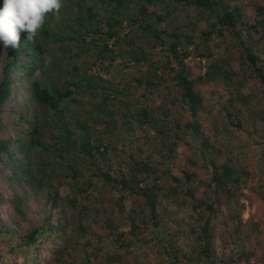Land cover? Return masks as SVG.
<instances>
[{
  "label": "trees",
  "instance_id": "obj_1",
  "mask_svg": "<svg viewBox=\"0 0 264 264\" xmlns=\"http://www.w3.org/2000/svg\"><path fill=\"white\" fill-rule=\"evenodd\" d=\"M98 1L103 10L109 12L104 22L108 30L101 32L98 26L92 30L87 18L79 17V24L83 28L81 35L93 36L97 33V36L100 34L97 39H102L103 36L113 39V46L125 45V50L118 48L116 51L113 46L108 47V44L98 45L99 57L108 59L109 63L121 58L123 66L129 67L131 62L126 61L129 57L132 63H144L148 70L158 75L156 82L146 76L137 78L136 85L144 87V90H139V94L124 95L122 90L114 91L116 94H122L125 102L133 104L128 113L123 109V103H119L120 108L124 110L119 111L123 124L117 125L114 122L118 116L116 113L112 114L113 118L109 122L113 123L114 127L118 126V130L124 135L127 132L136 137L134 144L128 143L133 151L126 158V168L116 169V165L110 163L107 152L112 146L95 143L86 123L78 124V128L83 132L82 140L77 142V139L72 137V130L65 126L64 111L58 106L70 97V90H60L54 84L45 86L40 83L41 78H33L36 71L43 75L50 74L49 65L45 63L43 55L45 46L55 42L57 36L47 24L39 31L34 44L27 42L26 33H21L20 47L5 49L0 78V114L10 101L14 72L20 71L22 75L29 73L27 77L30 76L32 81L28 88L34 116L26 120L31 128L28 131L31 136L37 135L39 121L36 118L39 111L45 109L50 127L64 132L65 140L58 143V148L52 152L53 156L61 157L65 177L70 178L75 186L76 196L68 200L70 208L80 206L81 210H85L87 206L82 204L88 198L89 189L100 186L99 197L93 196V202L99 208H91L93 217L90 220L95 224L96 217L104 215V221L99 224L101 231H95L89 241L91 251L96 258L99 257L100 264H133L135 245L148 248L145 254L149 264H264V230H259V224L252 220L243 223L240 218L244 209L240 200L249 199V196L243 194L241 186L248 179L249 172H244L247 162L244 154L240 152L239 144L234 146L235 140L231 138L233 130L230 125L224 123L221 116L213 114V107L218 105L220 94L212 92L215 100L205 106L204 97L193 88L194 80L188 78L187 69L183 67L188 53L181 51L182 45L192 42L191 33L181 29L184 24L179 23V27L176 26L169 32L155 27L171 16L175 8L171 3H187L194 6L196 15L214 17L201 35L206 38L214 37L220 46L215 55L200 54L197 58L200 61V57H204L208 61L213 57L212 62H207L202 76L197 78L211 85H224L230 93L229 109L233 108L230 105L233 102L247 104L253 116L264 124V103L253 94L249 97L242 96L240 88L243 82L237 76L232 79L227 66L239 50V56L243 59L242 65L247 69L245 77L256 80L264 89V62L249 44L259 29L264 32V18L259 15L264 12V4L255 7L256 15L248 19L238 5L225 0H169L164 4L161 2L166 11L164 14L149 10L150 6H155L161 0ZM2 3L3 0H0V6ZM136 4L139 5L137 16L127 17L125 14L128 6ZM87 12L91 21L97 17L91 9ZM114 14L117 17H125L131 25H136L139 33L135 37H145L147 45L150 48L157 47L159 54L163 56L150 62L151 55L148 58V54L135 42V37L131 36L128 40L117 35L113 28L122 22V18H114ZM99 23H103V20L100 19ZM91 40L90 43H95V40ZM260 43L263 45L262 41ZM189 51L191 53V50ZM24 59L26 65L22 64ZM172 59L174 67L170 64ZM160 69L163 74H160ZM74 72H80V68L73 66L70 72L67 71L71 77ZM90 77L79 73L78 78H72L68 84L79 89L83 82L90 85ZM160 87L163 89L161 95H153L156 90L160 92ZM150 88L154 92L149 90ZM240 111L241 109L238 113ZM224 112L227 117H232L231 112ZM18 122L23 123V118H18ZM125 124L128 125L127 129ZM53 139L50 143L55 145ZM41 145L43 146V143L35 137H30L27 141L20 138L14 140L13 144L8 138L0 137V164L3 167L0 174L5 183L10 186L27 183L36 187V192H45L46 202L50 204V212L44 222L31 225L26 233L18 235V239L14 238V232L9 229L0 231L1 239L6 242L5 251H0V264H10L14 250L21 246L29 249L31 257L28 260L32 264L73 263L69 248L64 244L65 239L61 235L65 230V223H61L59 218L49 222L53 216H60L64 211L59 190L51 183L52 178L57 175L53 164L42 165L39 161H34L32 150ZM115 147H112L114 152L117 149ZM15 150L23 153L18 160ZM37 166H41V169ZM4 171L7 176L3 175ZM201 172L205 173L204 178L200 176ZM83 173L88 176L86 179L83 178ZM46 175L50 179H45ZM163 176L165 180L161 182ZM261 183L264 187V179ZM69 186L73 190L72 184ZM113 191H116V196H111ZM1 198L0 196V202ZM14 202L18 205L21 203L18 198ZM110 202L115 204V210L124 215L119 220H114L108 215L105 208ZM226 207L233 208L225 213L223 209ZM163 210L172 213L171 222L175 226L169 231L161 219ZM175 210H184L189 215L180 216L179 220H175ZM14 211L24 218L25 214L21 208L14 207ZM123 225L127 230L119 231V227ZM79 228L83 229L81 223ZM50 236L54 238L52 246L49 252H45L42 241ZM218 237L224 246L230 249L226 254L227 260L223 254L216 255L215 239ZM237 241L240 245L237 247L238 252H234ZM105 242H109L117 250L108 252L102 247ZM155 251L158 254L152 257ZM230 253L237 254L236 260L232 259ZM82 264H91L89 256Z\"/></svg>",
  "mask_w": 264,
  "mask_h": 264
},
{
  "label": "rangeland",
  "instance_id": "obj_2",
  "mask_svg": "<svg viewBox=\"0 0 264 264\" xmlns=\"http://www.w3.org/2000/svg\"><path fill=\"white\" fill-rule=\"evenodd\" d=\"M169 0L158 1L155 6H150L149 10L156 12L157 14H164V5L161 2L166 3ZM228 3H234L238 5L246 18L250 19L255 14V7L260 4H264V0H225ZM175 6L171 16L166 18L163 22L158 23L155 27L159 30L169 32L178 26L179 23H183L184 26L181 29L185 32L191 33L192 42L189 45L183 44L182 50L184 53H188L184 60L183 67L187 69V76L189 79L194 80L193 88L196 92L202 94L205 100V106L208 102H213L214 94L212 92L216 91L220 94L218 105L213 107V114L217 117L221 116L224 123L229 124L233 130L231 138L235 140L234 146L239 144L240 152L244 154L245 160L247 162L244 172H249L248 179L241 186L242 192L245 196H249V199L242 198L240 201L244 204V209L240 213V218L242 222H248L252 220L255 224H259V230L263 232L264 230V187L261 181L264 179V124L253 116L251 109H249L247 104H238L233 102L230 104L233 108L228 107V98L230 93L221 83H216V85H211L198 80L197 77L202 76L207 66V62H212L213 57L207 61L206 58L200 57V61L197 58L200 54L205 55H215L219 42L214 38H206L201 34L206 31L207 27L212 23L214 17H206L204 14H195L194 6L189 4H178ZM147 6V3L144 2ZM139 5H129L126 16L132 18L134 15L137 16ZM167 7V6H166ZM91 9L92 12L97 17L91 21L88 17V10ZM107 12V13H106ZM109 14L107 10H103L102 5L98 0H63V7L59 13L60 19L57 20L55 14L50 13L46 19L45 24L48 25L52 31L56 33L55 42L49 43V46H45V52L43 59L45 57L50 58L48 63L50 74H40L38 71L33 73V78H41L40 83L45 86L54 84L59 87L60 90L68 89L71 91L70 97L65 101L58 104L59 109L64 111L65 126L72 130V137L80 142L83 132L78 128V124L86 123L87 129L91 130V135L95 143H101L104 146H116V152L111 148H108V158L110 157V163L116 165V169L124 170L126 167V158L133 149L128 144L129 142L134 144L136 137L133 135H124L118 130V126L114 127L113 123H109L112 120V114L116 113L118 116L115 118V123L123 124V119L119 115V111H124L129 113V110L133 108V104L130 102H125V97L122 94H116L114 91L122 90L124 95L136 93L139 94V90H144V87L136 85V79L140 77H149L153 82L158 80V75L148 70L147 65L144 63H132L129 57L126 61L131 62V66H123L122 59H115L113 62L109 63L108 59L100 58L98 55L100 44H108V47L113 46V39H108L103 36L102 39H97L100 34L97 33L89 36L81 35L83 28L79 24V17H86L90 29H96L98 26L101 32H107L108 27L104 23L105 16ZM264 14V12H263ZM263 14H259L264 18ZM111 15V13H110ZM114 18L121 19L122 22L113 28L117 35L124 37L129 40V38L135 37L139 30L136 25H131L125 17H117L114 14ZM102 19L103 23H99ZM44 24V25H45ZM240 25H238L239 27ZM76 28L75 30L72 29ZM128 34V36H126ZM81 35V36H80ZM73 37V39H68ZM96 38V39H94ZM145 37H135V42L138 43L146 54L150 56V62L158 60V58L163 56L159 54V49L150 48ZM63 39V40H62ZM95 43H90L92 40ZM48 40V39H47ZM46 40V41H47ZM263 42V45L260 43ZM98 42V43H97ZM251 48L256 52L259 59L264 62V32L259 29L258 33L253 37V40L249 42ZM114 51L118 48L126 49L125 45L120 47L113 46ZM191 50V53L190 51ZM5 49L0 43V78L2 77L1 70L5 58ZM239 50L237 51V56L231 59L228 63V68L230 70V77L233 79L237 78L243 82L240 88L242 96L249 97L251 94L258 96L260 101L264 103V89L258 84V82L252 78L245 77L247 75V69L242 65V58L239 56ZM121 59V60H120ZM242 59V60H241ZM200 62V63H199ZM26 65V59L22 62ZM171 67L175 66L174 60L170 61ZM73 66H78L80 72H74V76L68 75L67 71L70 72ZM264 66V65H263ZM79 73H85L90 77V85L83 82V85L79 89L78 87H71L68 83L73 79L78 78ZM29 73L22 75V72L15 71L13 74L14 83L11 88L10 101L3 107L0 114V137L8 138L11 143L14 140H19L20 138H25L26 141L30 137L38 138L43 143V146H38L33 148L32 155L34 156V161L40 162V164H53L55 174L61 175L58 179L57 175L52 178V186L57 187L59 190V196L61 197L62 209L64 211L60 216H53L49 222H53L59 218L61 223H65V230L62 232L64 244L69 248V256L73 258L72 264H82L86 261L89 256L91 264H100L99 257H95L92 253V247L90 244V237H92L95 231H99L104 221L103 216H97V222L93 224V217L91 208H99L95 205L93 196H98L100 192V186H95L89 189L87 193V199L84 201L82 206H87L85 210H81L80 206H72L70 208V199L76 196L75 186L70 178L65 177V172L61 164L63 160L61 157L53 156V150L58 148V143L65 140V134L61 129H53L50 127L48 114L45 109L39 111L38 119L39 129L37 135L31 136L29 134L30 125L26 123V120L32 118L34 115L33 104L30 100V91L28 86L31 84V77L28 76ZM160 74H163L162 69H160ZM237 76V77H234ZM260 86V87H259ZM152 92L154 90L150 88ZM160 92L157 90L154 92L160 94L162 92V87H160ZM73 91V92H72ZM212 99V101H211ZM119 103H123L122 108ZM221 104L223 107H221ZM229 105V106H230ZM241 111L238 113V111ZM224 110L231 112L232 117H227ZM235 110V111H232ZM23 118V123L18 122V118ZM45 117V119H44ZM64 123V120H62ZM128 125L125 124V129ZM123 129V130H125ZM139 133V132H138ZM138 137V135H137ZM54 138V139H53ZM51 139H53L52 145ZM238 142V143H237ZM124 145V146H122ZM111 150V152H110ZM17 160L19 156L22 157L23 153L15 150ZM218 156L219 153H217ZM263 155V156H262ZM106 157V158H107ZM43 162V163H42ZM58 164V167H57ZM65 163L63 164V166ZM165 166V165H163ZM41 169V166H37ZM3 168L0 164V169ZM3 175L7 176V172L4 171ZM83 178L86 179L88 176L82 174ZM115 176V175H113ZM200 176L205 177V173L201 172ZM72 177V176H71ZM45 179H50L48 175ZM165 176H163L160 181L163 182ZM83 181V179H81ZM0 174V231H5L6 229L14 232L13 236L18 239L20 233H26L31 225L41 224L44 222L46 215L50 212V204L46 202L45 192H36V187H33L27 183H22L21 186L13 184L12 186L5 183ZM81 183V182H79ZM70 184L73 186V190L70 188ZM141 186V185H140ZM95 193V194H94ZM116 191H113L112 195L116 196ZM108 195V194H107ZM110 196V197H111ZM18 198L20 200V205L16 204L14 200ZM115 204L110 202L106 206V211L108 215L114 220H119L124 215L115 210ZM93 206V207H90ZM104 206V205H103ZM121 206V204H119ZM14 207H19L23 210L25 216L22 218L18 213H15ZM114 207V208H113ZM121 208V207H119ZM233 207H226L225 213L229 212ZM81 210V211H80ZM175 212V213H174ZM173 218L179 220L180 216H188L186 211L182 210L174 211ZM100 214V213H99ZM170 212L162 211V222L167 225L168 231L175 225L171 222ZM172 224H171V223ZM80 223L83 225V229L79 228ZM127 230L125 225L119 227V231ZM101 231V230H100ZM258 232V229H257ZM0 235V251H5V240L1 239ZM264 237V236H263ZM52 236L43 238V247H45V252L50 250L52 246ZM93 242V240H92ZM240 242L237 241L233 248L234 252H238V246ZM102 247L107 249L108 252L117 250V248L110 245L109 242L102 243ZM215 250L216 255L221 256L223 254L228 259L226 254L230 252L221 240L215 239ZM148 248L142 245H135L133 247V253L135 260L133 264H149L146 258L145 252ZM29 249L27 247L21 246L14 250L13 257L10 264H32L30 262ZM158 252L155 251L154 255ZM229 255H232L230 253ZM237 254L232 255V259L236 260ZM38 262L40 258L38 257Z\"/></svg>",
  "mask_w": 264,
  "mask_h": 264
},
{
  "label": "clouds",
  "instance_id": "obj_3",
  "mask_svg": "<svg viewBox=\"0 0 264 264\" xmlns=\"http://www.w3.org/2000/svg\"><path fill=\"white\" fill-rule=\"evenodd\" d=\"M63 0H3L0 6V43L4 49L19 48L21 33L27 42L35 43L50 13L59 20ZM50 58L45 57L48 64Z\"/></svg>",
  "mask_w": 264,
  "mask_h": 264
}]
</instances>
